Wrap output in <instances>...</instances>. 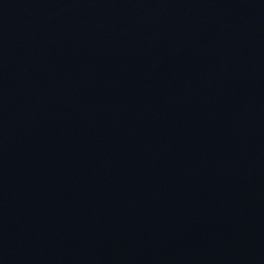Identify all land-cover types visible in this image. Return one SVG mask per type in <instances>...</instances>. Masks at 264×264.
<instances>
[{
  "label": "water",
  "instance_id": "water-1",
  "mask_svg": "<svg viewBox=\"0 0 264 264\" xmlns=\"http://www.w3.org/2000/svg\"><path fill=\"white\" fill-rule=\"evenodd\" d=\"M0 264H264V0H0Z\"/></svg>",
  "mask_w": 264,
  "mask_h": 264
}]
</instances>
